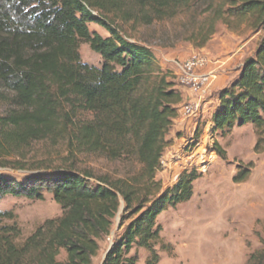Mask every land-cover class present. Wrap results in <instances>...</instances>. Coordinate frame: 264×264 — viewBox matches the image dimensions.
<instances>
[{"label":"trees","instance_id":"16d2710c","mask_svg":"<svg viewBox=\"0 0 264 264\" xmlns=\"http://www.w3.org/2000/svg\"><path fill=\"white\" fill-rule=\"evenodd\" d=\"M204 2L0 0V87L12 95L14 107L0 117V158L21 153L34 142L59 140L71 155L90 154L108 161L133 158L139 166L130 178L112 183L100 179L94 186L88 185L90 173L72 167L21 182L0 175V199L42 201L45 191L62 211L61 217L45 221L21 242L17 224L3 223L12 221L13 215L0 211V264H92L99 241L110 234L119 198L123 201L119 227L124 230L102 264H137L136 256H130L133 248L148 252L144 264L159 263L155 247L161 242V227L156 219L191 199L199 175L184 171L164 191L155 179L162 168L165 136L178 117L183 97L174 77L159 67L149 47L123 35L116 20L150 25ZM224 2L222 11H215L216 19L245 20L253 31H264V0ZM89 24L108 36L91 33ZM80 44L101 58L99 68L81 62ZM238 72L217 94L211 130L223 136L234 127L253 125L254 151L260 154L264 150V39ZM79 112L90 118L77 119ZM199 136L198 131L192 146ZM214 146L225 160V152L217 143ZM8 164L0 163V168ZM251 168V163L239 167L233 183H243ZM62 253L65 258L60 260ZM246 264H264V248L250 255Z\"/></svg>","mask_w":264,"mask_h":264},{"label":"rangeland","instance_id":"374dc122","mask_svg":"<svg viewBox=\"0 0 264 264\" xmlns=\"http://www.w3.org/2000/svg\"><path fill=\"white\" fill-rule=\"evenodd\" d=\"M224 1L205 0L171 19L154 21L150 25L121 20H116V25L127 38L149 47L159 67L174 77L177 90L181 89L183 95L194 94L177 82L175 61L205 55L220 66L226 63L230 69L236 67L238 70L240 64L254 56L264 39V31H253L245 20L216 19L215 11H222ZM88 29L103 38L108 36L97 25L89 24ZM204 39L206 42L202 45ZM78 53L82 63L101 66V58L88 45L80 44ZM11 99L12 95L0 87V117L13 110ZM188 103L190 100L186 99L181 108ZM89 118L85 112L77 115L80 120ZM182 118L178 114L165 136L167 146L161 159L162 168L155 179L164 191L173 187L184 171L195 170L199 178L193 183L188 202L168 208L156 219V224L161 227V242L155 247L158 264H246L250 255L264 248V150L260 154L254 151L257 140L254 126L234 127L222 136L212 133L208 112L201 110L192 120L182 122ZM198 131V142L192 146ZM214 143L225 152V160L217 155ZM0 163H10L0 168V175L19 182L72 167L92 175L89 186L97 185L100 179L112 183L130 178L139 168L133 158L108 161L90 154L71 155L66 143L59 140L31 143L21 153L0 158ZM249 163L252 168L247 179L240 184L233 183L238 168ZM119 202L110 234L99 241L92 264H102L113 241L123 233L124 226L119 227L123 201L119 198ZM0 211L13 215L12 221L3 223L17 224L21 231L19 242L45 221L62 215L61 208L45 191L42 201L10 196L1 198ZM133 255L137 264H144L149 254L133 248L130 256ZM64 258L62 253L59 259Z\"/></svg>","mask_w":264,"mask_h":264},{"label":"built area","instance_id":"2783aa9c","mask_svg":"<svg viewBox=\"0 0 264 264\" xmlns=\"http://www.w3.org/2000/svg\"><path fill=\"white\" fill-rule=\"evenodd\" d=\"M212 61H210L211 63ZM216 64L215 62H213ZM176 67L177 82L183 88L194 93L206 94L207 88L214 79L213 73H204L208 60L202 55H194L182 61L174 62ZM201 111L199 104L188 103L181 108L183 117H196Z\"/></svg>","mask_w":264,"mask_h":264},{"label":"crops","instance_id":"0c3cea01","mask_svg":"<svg viewBox=\"0 0 264 264\" xmlns=\"http://www.w3.org/2000/svg\"><path fill=\"white\" fill-rule=\"evenodd\" d=\"M203 56L208 60V64L205 66L203 72L214 74V79L212 80L211 85L207 88L206 94L201 95L200 93H194V94L188 93V95H183V91L181 89L179 90L181 91L183 102L186 99H188L190 100V103L199 104L201 110H203V113L208 112V116H209L208 124L212 126L210 122V118H211L213 111L218 106L217 94L222 89L226 88L233 81V79L237 77L239 72L236 69V67L233 69H230L229 65L228 64L226 65V63H225V66L214 64L213 61L210 63L211 60L207 56L205 55ZM242 64H240L237 68H240ZM179 114L181 115V109L179 110ZM192 119L193 118L184 117L181 119V121L183 122V121L192 120Z\"/></svg>","mask_w":264,"mask_h":264},{"label":"water","instance_id":"95a60500","mask_svg":"<svg viewBox=\"0 0 264 264\" xmlns=\"http://www.w3.org/2000/svg\"><path fill=\"white\" fill-rule=\"evenodd\" d=\"M108 252V251H107Z\"/></svg>","mask_w":264,"mask_h":264}]
</instances>
